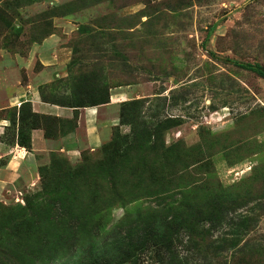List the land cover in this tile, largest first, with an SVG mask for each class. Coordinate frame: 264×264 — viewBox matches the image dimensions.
Returning a JSON list of instances; mask_svg holds the SVG:
<instances>
[{
  "label": "rangeland",
  "instance_id": "rangeland-1",
  "mask_svg": "<svg viewBox=\"0 0 264 264\" xmlns=\"http://www.w3.org/2000/svg\"><path fill=\"white\" fill-rule=\"evenodd\" d=\"M35 48L60 67L36 91L65 113L25 101L2 115L4 142L33 161L0 183V246L22 264H75L80 250H54L67 242L56 226L81 234L127 221L159 230L99 246L115 260L128 252L116 264H168L170 253L183 264H264V0H0V80L12 85L0 84V98L29 85ZM79 80L108 102L53 103L74 100ZM21 105L36 115L18 123ZM134 132L145 134L137 144ZM214 201L218 218L201 221Z\"/></svg>",
  "mask_w": 264,
  "mask_h": 264
},
{
  "label": "trees",
  "instance_id": "trees-1",
  "mask_svg": "<svg viewBox=\"0 0 264 264\" xmlns=\"http://www.w3.org/2000/svg\"><path fill=\"white\" fill-rule=\"evenodd\" d=\"M258 70H256V73L258 75H260L261 77H264V69H262L260 66H258ZM85 80H83V82L81 80L78 81V83L72 87V97L74 98V100H72L69 104L68 102L64 101V102H53L59 106H63V107H69L72 109H77L79 107H89V106H96V105H100V104H104L107 101V93L106 91L102 94L101 92H96L94 88L92 87H87L86 83L84 82ZM94 97V98H93ZM42 100L44 102H47L46 98L43 97V95L41 96ZM92 98L91 101H89ZM24 105H21V107L19 108L18 111V123L23 122V116L22 114H24V111L28 112L29 114H31L32 116L36 115L35 113L31 112V108L28 105V109H25ZM20 133V128H18L17 131V136ZM134 135L136 136L134 143L137 144V137H142L145 135L142 132H134ZM140 138V139H142ZM159 167L161 166V164L158 165ZM164 176L167 175V173L162 174ZM165 178L161 177V179L157 182V184L155 185V187L158 186V184H160ZM219 204H217L216 201H214V203L211 206H208L207 208V212L208 214H204L201 216L202 220L201 221H205L208 222L209 221H213L215 219L218 218V214H219V208L218 206ZM195 212V211H194ZM200 213L198 212L197 215H199ZM158 217V216H157ZM191 219L192 221V225H193V219L195 218L194 213H192L190 211V213L187 216V219ZM171 219H174L173 217H171ZM170 219V220H171ZM163 220V222L161 221V223L165 226L166 229L168 228H176L178 229L181 225L182 222L180 221H173V222H168L165 221V218L161 219ZM169 220V221H170ZM61 221V220H60ZM165 221V222H164ZM127 221H121L119 226L114 225L112 229H110V231L104 232V231H100V228L97 227H93L94 230L93 231H89V232H83L81 234L77 233V230L73 227V228H69L65 231L62 232V230L60 231L58 226H56V231H53L54 234H59L61 235L62 239H65L64 244H57L56 247L54 248V250H57L58 248H63L66 250H71V251H77L80 250L81 253L83 254L82 257L78 258L75 262V264H104L106 263L105 261H109L110 264H116L120 258H125L128 255V252H121V251H117L116 249V255H120L118 260H115V254H111L109 251L115 247H118L119 244H123L124 242H130L131 241V233H139L140 237H139V242H146L147 238L146 236L150 237L149 235V231L151 230V226H147L145 228H127L126 226H123V224H125ZM198 222V221H197ZM196 222V223H197ZM159 230V227L157 229L153 228V231H157ZM19 234V232H17ZM12 236H15L14 233L11 234ZM165 234H161V236H164ZM129 236V237H128ZM89 239L88 242H83V239ZM94 238H98V239H102L101 244L98 245L97 242L92 241V239ZM157 244H163L165 240L163 239H156L154 240ZM59 243V242H57ZM105 244V245H104ZM103 246V247H111V249H105L104 251H102L103 249H98L99 246ZM130 244L127 245V247H129ZM54 247V246H53ZM50 249H52V247H50ZM168 253V252H167ZM7 254H10V256H7ZM174 254L170 253V256L167 258L168 264H170V262L172 264H183V262H178V260L176 258H174ZM115 260V262H114ZM0 264H22L21 261L16 260V256H14L13 252L9 249V248H5L0 246Z\"/></svg>",
  "mask_w": 264,
  "mask_h": 264
},
{
  "label": "crops",
  "instance_id": "crops-1",
  "mask_svg": "<svg viewBox=\"0 0 264 264\" xmlns=\"http://www.w3.org/2000/svg\"><path fill=\"white\" fill-rule=\"evenodd\" d=\"M57 39L54 37H50L49 39H46L41 45V47H44L43 49H46L50 47L51 45H54L56 43ZM40 48L32 49L31 53V59H39L41 66L40 69L32 74L29 78V85H26L24 87L19 86L17 88L16 93H13L10 97L5 93L3 98H0V159L2 157H8L7 162L4 166L0 167V183L8 181L10 183V178L13 176L15 177L16 171L19 170L20 167L26 168V170L30 167H32V161L33 157L30 153L26 152L24 149L21 148V150H24L23 153L18 151L17 148L18 145L12 144L7 145L4 142V135L6 132V129L8 127V120L3 115L5 110L14 108L15 103H22L25 101H28L32 105L33 111L36 113L46 114V113H52L56 116L62 115L65 112L59 108V107H53L50 105H47L43 103L40 99V96L38 95V92L36 91V87L38 85H41L52 78V74L55 72V70L59 69L55 66L49 65V56H40L38 55V50ZM42 49V50H43ZM41 50V51H42ZM40 51V53H41ZM47 55H49V52H47ZM30 57H28L29 59ZM4 80H0V84H3ZM9 86H12L10 84H3L2 88H7ZM95 112L89 111L88 114H86V123L88 126V129L90 133L94 134V123H93V115ZM95 117V116H94ZM39 130L33 131L32 137L35 139V137H39ZM17 135V134H16ZM40 139L41 134H40ZM41 141V140H40ZM28 154V155H27ZM19 155V158L16 156ZM32 157V158H31Z\"/></svg>",
  "mask_w": 264,
  "mask_h": 264
}]
</instances>
